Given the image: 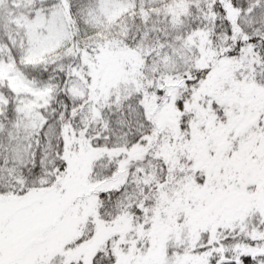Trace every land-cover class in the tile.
<instances>
[{
  "label": "snow or ice",
  "instance_id": "obj_1",
  "mask_svg": "<svg viewBox=\"0 0 264 264\" xmlns=\"http://www.w3.org/2000/svg\"><path fill=\"white\" fill-rule=\"evenodd\" d=\"M0 264H264V0H0Z\"/></svg>",
  "mask_w": 264,
  "mask_h": 264
}]
</instances>
